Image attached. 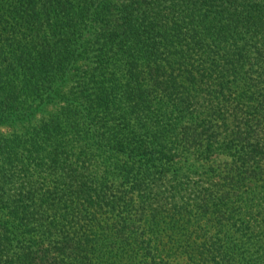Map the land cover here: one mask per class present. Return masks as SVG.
<instances>
[{"label": "trees", "instance_id": "16d2710c", "mask_svg": "<svg viewBox=\"0 0 264 264\" xmlns=\"http://www.w3.org/2000/svg\"><path fill=\"white\" fill-rule=\"evenodd\" d=\"M0 264H264V0H0Z\"/></svg>", "mask_w": 264, "mask_h": 264}]
</instances>
